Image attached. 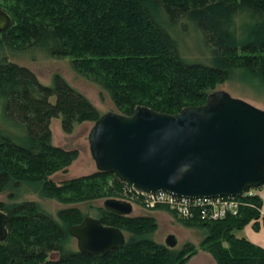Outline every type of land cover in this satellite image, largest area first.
I'll use <instances>...</instances> for the list:
<instances>
[{
    "label": "trees",
    "instance_id": "obj_1",
    "mask_svg": "<svg viewBox=\"0 0 264 264\" xmlns=\"http://www.w3.org/2000/svg\"><path fill=\"white\" fill-rule=\"evenodd\" d=\"M0 9L11 19L0 32V192L30 183L62 204L111 198L132 204L126 215L97 208L103 224L121 229L125 244L90 255L69 246L68 228L82 218L78 208L59 210L56 221L34 201H0L6 215L0 264H185L196 249L187 243L175 250L150 239L154 217L133 214V204L144 203L114 173L94 170L54 181L76 150L51 143V121L58 119L69 133L76 124L93 126L102 114L61 75L52 74L45 85L6 55L33 50L64 58L71 72L108 94L114 109L108 112L129 116L142 106L177 114L201 106L231 78L264 89V0H0ZM174 24L197 30L208 63L184 56ZM240 199L236 215L214 221L199 213L183 219L166 205L152 209L202 230L200 248L215 264H264V247L237 234L258 223L262 199Z\"/></svg>",
    "mask_w": 264,
    "mask_h": 264
},
{
    "label": "water",
    "instance_id": "obj_2",
    "mask_svg": "<svg viewBox=\"0 0 264 264\" xmlns=\"http://www.w3.org/2000/svg\"><path fill=\"white\" fill-rule=\"evenodd\" d=\"M11 23L0 9V32ZM98 171L114 173L139 193L189 198L240 197L264 185V110L230 96L208 95L201 106L165 114L138 106L129 116L102 114L88 134ZM106 209L130 214L132 204L107 199ZM0 211V241L6 235ZM80 253L102 255L125 244L121 229L86 216L68 228ZM165 244L176 239L168 235Z\"/></svg>",
    "mask_w": 264,
    "mask_h": 264
},
{
    "label": "rangeland",
    "instance_id": "obj_3",
    "mask_svg": "<svg viewBox=\"0 0 264 264\" xmlns=\"http://www.w3.org/2000/svg\"><path fill=\"white\" fill-rule=\"evenodd\" d=\"M171 29L181 44L184 56L190 62L208 63L204 43L196 29L192 28L191 25H188L187 28L184 29L180 24L172 25ZM6 58L29 67L36 74L39 81L45 85L49 83L52 74L57 73L61 75L74 88L85 94L98 108L101 114L114 110L108 94L105 91H102L96 84L71 72L64 58H50L42 52H36L33 50L24 52L14 51L13 53L8 52ZM216 90L226 91L230 96L243 99L264 110V89L258 85L244 84L236 78H231L224 84L218 86ZM91 126L92 123L76 124L72 131L65 133L62 131L58 119H53L51 121V143L65 149L76 150V156L66 167V170L58 171L55 174V177L53 176L55 182L68 177L82 176L96 170L94 161L90 155L88 144V134ZM0 131L3 130L0 128ZM253 190L256 194L261 195L260 197L263 201L262 209L264 212V185L253 188ZM11 194L12 196L10 197L9 195ZM24 200L34 201L41 210L58 221L57 212L67 207L78 208L82 214V218L86 216L98 218L99 210L97 208L101 207L107 199L62 204L53 198L41 195V191H38V186L30 183L22 184L16 188L6 185L4 190L0 192V201L3 203L14 204L15 202ZM153 207L146 206L145 204H143L142 207L138 204H133V214H149L155 219L157 226L156 229L148 235L150 239L165 244L167 236L173 235L176 239V244L170 248L180 250L184 244L189 243L196 249V253L193 254L185 264H215L210 253L200 248V244L204 238V232H202V230L197 227H185L180 224V222L177 221L178 219L174 218L171 213L155 209L153 210ZM260 216L258 223L251 221L242 230L237 231V234H244V237L264 247V222L262 219L264 213L260 214ZM182 218L191 219L186 217ZM202 220L209 219L203 218ZM69 246L74 250H77L75 239L73 237L70 238Z\"/></svg>",
    "mask_w": 264,
    "mask_h": 264
},
{
    "label": "built area",
    "instance_id": "obj_4",
    "mask_svg": "<svg viewBox=\"0 0 264 264\" xmlns=\"http://www.w3.org/2000/svg\"><path fill=\"white\" fill-rule=\"evenodd\" d=\"M130 191L138 199L141 198L146 206L166 205L173 210L177 216L192 218L199 213L200 218L219 220L228 215H236L243 204L241 197L256 194L253 188L245 189L240 197H215V198H189L176 196L165 191L156 193H139L131 186Z\"/></svg>",
    "mask_w": 264,
    "mask_h": 264
},
{
    "label": "crops",
    "instance_id": "obj_5",
    "mask_svg": "<svg viewBox=\"0 0 264 264\" xmlns=\"http://www.w3.org/2000/svg\"><path fill=\"white\" fill-rule=\"evenodd\" d=\"M259 196H261V195H259ZM262 205H263V201H262ZM264 212H263V209H262V206H261V214H263ZM241 236H245L244 234H241ZM252 241V240H251Z\"/></svg>",
    "mask_w": 264,
    "mask_h": 264
}]
</instances>
